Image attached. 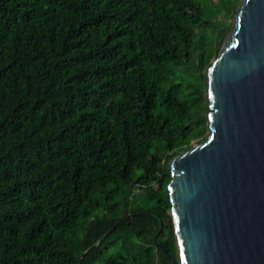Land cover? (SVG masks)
<instances>
[{"label": "trees", "instance_id": "16d2710c", "mask_svg": "<svg viewBox=\"0 0 264 264\" xmlns=\"http://www.w3.org/2000/svg\"><path fill=\"white\" fill-rule=\"evenodd\" d=\"M239 1L0 0V264H172L170 163Z\"/></svg>", "mask_w": 264, "mask_h": 264}, {"label": "water", "instance_id": "95a60500", "mask_svg": "<svg viewBox=\"0 0 264 264\" xmlns=\"http://www.w3.org/2000/svg\"><path fill=\"white\" fill-rule=\"evenodd\" d=\"M205 96L207 137L170 163L176 257L158 243L160 217L153 240L172 264H264V0L237 4Z\"/></svg>", "mask_w": 264, "mask_h": 264}, {"label": "rangeland", "instance_id": "374dc122", "mask_svg": "<svg viewBox=\"0 0 264 264\" xmlns=\"http://www.w3.org/2000/svg\"><path fill=\"white\" fill-rule=\"evenodd\" d=\"M227 21L230 23V27H231L232 22H233V17H232L231 19H228ZM193 35H194V37L197 39V37H198V35H199V32H198V31H195ZM198 43H199V44L202 46V48L204 49L205 46H204L203 40H202V39H199Z\"/></svg>", "mask_w": 264, "mask_h": 264}]
</instances>
